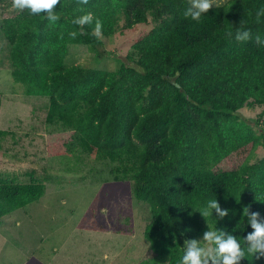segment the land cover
Wrapping results in <instances>:
<instances>
[{"label": "trees", "instance_id": "16d2710c", "mask_svg": "<svg viewBox=\"0 0 264 264\" xmlns=\"http://www.w3.org/2000/svg\"><path fill=\"white\" fill-rule=\"evenodd\" d=\"M190 3L59 0L53 22L0 0V30L15 82L48 99L46 124L72 134L71 151L110 164L109 180L132 183L134 200L147 206L143 264H180L193 242L213 248L205 239L212 230L241 243L236 264H264V249L247 252L252 216L264 226V158L252 162L264 135L239 114L264 107V0H230L199 20L184 16ZM89 13L90 23L73 22ZM151 23L118 71L67 65L70 46L101 61L106 40ZM237 31L248 38L237 40ZM9 133L0 131V152ZM28 177L0 176V220L45 196L46 182ZM210 199L224 216L203 215Z\"/></svg>", "mask_w": 264, "mask_h": 264}, {"label": "rangeland", "instance_id": "374dc122", "mask_svg": "<svg viewBox=\"0 0 264 264\" xmlns=\"http://www.w3.org/2000/svg\"><path fill=\"white\" fill-rule=\"evenodd\" d=\"M154 25L106 40L101 61L87 46L72 45L67 65L118 71L135 38ZM47 114L48 99L27 96L13 79L0 30V131L10 132L1 144L0 176L26 183L33 174L47 188L40 201L0 220V264H143L149 210L134 200L133 184L109 180L110 164L71 151L72 134L54 133ZM239 114L264 135L263 106ZM263 158L262 148L252 162ZM211 249L209 243L201 246L205 254ZM204 260L211 264L210 256Z\"/></svg>", "mask_w": 264, "mask_h": 264}, {"label": "clouds", "instance_id": "9594fccd", "mask_svg": "<svg viewBox=\"0 0 264 264\" xmlns=\"http://www.w3.org/2000/svg\"><path fill=\"white\" fill-rule=\"evenodd\" d=\"M59 0H13V7L24 10L28 9L31 15H35L42 12H47V18H50L53 22L59 19L58 15H54L52 10L58 4ZM213 7L212 0H191L190 5L184 12L185 17H190L192 20H199L202 14L209 12ZM92 20V15L89 13L73 22L78 25H84L90 23ZM100 23L97 21L96 30L99 32ZM231 36V33H229ZM249 36L247 31L240 32L237 31L235 38L237 40H246ZM212 209H216L220 216H224L225 213L220 211L217 199H210L207 201L206 207L204 209H199L202 211L205 217L211 215ZM244 215H248V209L245 208ZM252 227L255 229L254 234H250L247 237L248 241L253 242L251 247L247 248V252L250 254H255L257 251L264 249V226L256 222V216L253 215L251 218ZM205 239L214 245V247L205 254L201 249H198L196 243H191L190 248L187 253H183L180 260V264H207V261H202V256H211L214 261H218L220 258L223 259V264H236L241 257L245 256V251L241 248V243H238L236 238L228 236L224 238L222 232H217L212 230L206 233ZM214 253V255H213Z\"/></svg>", "mask_w": 264, "mask_h": 264}]
</instances>
